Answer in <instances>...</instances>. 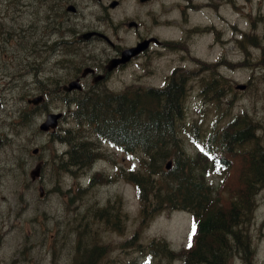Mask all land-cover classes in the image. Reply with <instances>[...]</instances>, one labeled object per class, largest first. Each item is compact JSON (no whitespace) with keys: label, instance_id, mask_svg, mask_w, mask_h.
Returning <instances> with one entry per match:
<instances>
[{"label":"rangeland","instance_id":"obj_1","mask_svg":"<svg viewBox=\"0 0 264 264\" xmlns=\"http://www.w3.org/2000/svg\"><path fill=\"white\" fill-rule=\"evenodd\" d=\"M68 1L76 4L81 13L80 16L72 18L69 22L70 26L87 27L93 22L94 25L106 29L109 35L117 34L113 37L115 44L124 46L131 43L132 32L126 28L115 30V26L104 17L106 14L100 9L97 0H0V23L4 25L6 31L21 33L20 24L27 25L31 20L28 14L30 16L35 14L33 21L41 31L44 29L42 15L47 11V6L57 3L60 9V6ZM120 2V8L109 12L113 23L125 15L138 17L143 27L146 26L152 34L172 40L180 37L183 26H188L180 22L179 13L174 9L177 0H152L143 4L138 0H120ZM239 3L240 7L236 14L233 13L234 10L230 11L225 7L219 8L217 13L221 17H227L230 22L237 20L238 26L245 30L246 34L241 39L242 46L239 44L241 48L239 49L234 41H229V47L215 43L212 52L205 51L204 45L207 41L211 44L212 40L203 39L197 48L198 60L212 62L220 58V62L209 70L203 66L197 70V66L190 59L186 60L189 70L197 71V75L210 71L211 82L217 80L219 88L222 89L217 105L216 103L207 106L193 105V101L184 104V112L189 121L196 120L193 123L197 126L199 135L211 129V121L223 108L224 76L234 77L241 82L249 78L253 80L252 87L244 100L247 106L254 95L264 101L262 20H259V24H252L238 15L249 10L252 11L253 16L258 13L264 15V0H239ZM19 9L26 11L21 18L18 17ZM212 13L213 11L207 9L199 10L190 14L189 20L194 23L202 21L207 16L218 18ZM167 21L170 24L169 29L163 26ZM213 23L215 27H219V30L222 28V31L226 27L225 24L218 25L219 22L216 20ZM31 32L32 27H29L21 37H7V41L4 40V50L0 52V96L3 102L0 110V132L11 134L0 151V160L6 161L0 163L2 172L0 173L5 179V182L0 184V264H74L79 244L87 248L93 244L101 245L106 254L99 264H143L144 261L153 264H185L182 250L187 241V231L191 226L190 215L172 208H164L162 205L153 206L150 201L147 202L145 206L147 210L144 213L136 185L125 177L124 170L120 171V167L125 169L131 167L129 170L146 172L141 163V153L134 151L130 155H125L104 148L99 152L100 159L94 162V170L88 168L68 170L62 166L61 159L57 156L61 155L62 158L61 153L66 149V145L57 141L55 134H43L37 130L36 122L40 120L44 107L38 108V112L32 116L26 127L18 124L4 128L1 126L4 120L7 122L13 118L18 108L25 107V99L33 97L37 90L30 81L32 74H28V69L17 64L20 58L15 52V49L22 46H34L37 38H31ZM228 34L229 39H232L229 31ZM98 44L101 48L104 47L103 44ZM174 51L165 48L161 54L154 52L149 69L141 63L123 74L119 73L109 86L118 88L124 84H117L119 81H127L134 76H137L136 81L140 83L160 85L162 77L168 73L174 62H179L181 52L177 49L176 52ZM81 52L84 53L80 55L87 53L93 56L99 54V49L87 47L86 51ZM77 54L73 55L74 60L79 57ZM73 61L70 62V67ZM180 63H185V60ZM148 70L150 71L147 72ZM51 107L64 109L67 115L56 133L70 128L73 122L66 107L62 104ZM199 108L203 109V116L195 111ZM217 125H220V121ZM73 127L82 129L77 125ZM188 127L189 125H186L185 129ZM181 138L185 152L193 154V141L187 131H183ZM93 145L95 144L91 140V146ZM34 148H39V153L32 154ZM37 161H43L44 166L41 185L43 194L46 192V198L43 201H38L40 200L38 192L34 184L30 183L29 177V172ZM5 165L10 167L9 171L6 170ZM92 175L96 179L95 186L78 191V179L87 180ZM43 209L49 210L52 215L48 222L37 213L40 223H37V226L28 224L33 210ZM104 209L110 214V222L109 219L105 220L107 213L102 215ZM15 212H20V216L15 218ZM13 222L16 226H20L18 223L21 222L22 228L19 231L22 234L17 233V236L24 240L21 246H12L5 240L4 233L9 231ZM156 240L164 241L171 250L178 251V256L166 258L157 250L148 249L146 245ZM26 243L28 246H24Z\"/></svg>","mask_w":264,"mask_h":264},{"label":"flooded vegetation","instance_id":"obj_2","mask_svg":"<svg viewBox=\"0 0 264 264\" xmlns=\"http://www.w3.org/2000/svg\"><path fill=\"white\" fill-rule=\"evenodd\" d=\"M97 1L100 4V9L106 14L104 17H107V20L115 26V30L120 31L126 28L132 32V41L129 45L115 44L112 40L117 34L109 35L106 29L94 25L93 22L87 27L84 25L70 26L69 22L72 18L81 14L78 6L70 3V1L62 4L60 9L57 3L47 6V11L42 15L44 29L41 31L38 25H35L33 15L30 24L25 26L20 24L19 30L21 33L32 27V35L37 38L34 46L27 45L23 46L24 49H15L18 58H20L17 64L32 72L30 81L37 89L36 95L47 97L52 105H76L93 94L99 95L105 92L116 94L129 87L161 92L165 90L168 83H174V85L181 86L182 89L195 90V94L187 97L193 103L212 102L213 83L211 82V72L205 71L197 75V71L189 70L186 60L190 59L197 66V70H200L202 66L207 68L206 64L198 62L197 57L198 44L203 39L212 40L211 44H208L207 41L204 45L205 51L212 52L215 43H221L229 47V41H234L239 49L241 48V39L246 34L245 30L238 26L237 20L230 22L227 17H221L217 13L219 8L225 7L230 11L234 10L233 13L236 14L237 9L240 7L239 0H177L174 9L179 13L180 22L186 23L188 26H183L180 37L174 41L173 45H169L172 42H168L170 40L160 35V37L154 36L146 26L143 27L138 17L125 15L118 19L116 23H113V18L110 17L109 12L120 8V0H115L117 5L113 8L109 5L112 0ZM71 6L74 9L68 10V7ZM56 9H59V11H56ZM204 9L213 11L212 15H216L218 18L207 16L200 22H190V14ZM246 13L238 15H241L245 20H249L252 24H259V20H262L264 31V15L258 13L252 16L251 12ZM19 15H21V12H19ZM249 16L254 17V21ZM97 20L100 19L97 18ZM214 20L219 22L218 25L225 24V29L222 31V28L219 30V27H215ZM73 22L76 21L73 20ZM129 23L133 26L129 27ZM163 26L165 29H169V21ZM228 31L232 34V39H229ZM6 32L4 25L0 23V52L4 50V35ZM86 32H98L107 37L94 35L86 41L82 39ZM151 36L158 38V42L151 41L144 52L131 58L127 63H119L114 68H109L110 61L118 58L124 48L134 47L140 41ZM98 43L103 44L104 47L101 48ZM87 47H97L99 54L93 56L87 53L80 55V53H84L81 51H86ZM172 47L181 52L179 53V62H174L168 73L162 77L160 85L153 86L140 83V81H136L137 76H134L127 81H119L117 84H124L118 88L109 86L113 78L117 77L119 73L123 74L126 70L138 67L141 63L149 69L154 52L161 54L165 48L168 50ZM76 54L79 57L74 60L73 55ZM183 59L185 63L181 64L180 61ZM71 61H73V65L70 67ZM201 62L218 64L220 58L217 61L202 60ZM225 78L227 81L223 86L224 111L220 129L216 130L214 128L208 132L209 142L211 143L208 147L210 149L209 163L211 165H221L226 174H232L235 186L226 193V201L229 203L227 208L223 210L219 218L210 222L207 240L204 241L209 255L207 254V259H203V261L206 264H264V174L261 172V168H264V101L254 95V98L248 102L249 106L244 103L245 96L252 87L253 80L251 78L245 82L238 81L234 77L225 76ZM72 80H77L81 85V89L64 91L65 86ZM185 85H188V87ZM240 86H244V88L240 89ZM177 94L181 95L180 93ZM258 94L261 96V92ZM185 95L183 98H185ZM0 105L1 108L3 106L1 96ZM58 109L63 113L60 121L66 119L67 115L64 109L49 108L46 113L59 111ZM66 109L68 110V107ZM10 126L11 122L7 124V127ZM68 130L69 128H66L63 131L67 132ZM215 131L218 134L217 138L213 137ZM53 133V131L49 132L50 135ZM9 136L11 134L0 132V151ZM69 141L70 138L67 137L66 149L62 152L66 159H68L71 149ZM108 144L109 142L106 140H100L98 146L102 147ZM5 162L4 159L0 160V163ZM35 164L40 166L41 170L44 169L43 161H37ZM76 164L78 165V163ZM5 168L7 171L10 170L9 166L5 165ZM1 173L0 184L5 182ZM33 182L35 189L39 185L42 186V176L36 178ZM40 201H43V199H40ZM231 202H235V204ZM230 206L231 208H229ZM39 212L46 222L51 218L49 211L46 209L33 210L29 222L35 226L40 223L37 215ZM19 216L20 212H15V218ZM18 224L20 226H16L13 222L12 227L9 229L14 231V235L10 238L12 246H20L22 243V240L16 236L17 233L22 234L19 231L22 228L21 222Z\"/></svg>","mask_w":264,"mask_h":264},{"label":"trees","instance_id":"obj_3","mask_svg":"<svg viewBox=\"0 0 264 264\" xmlns=\"http://www.w3.org/2000/svg\"><path fill=\"white\" fill-rule=\"evenodd\" d=\"M182 92L181 86L169 83L159 93L129 87L116 94H93L88 99L84 98L71 116L78 124L88 128V132L93 129L94 134L108 138L123 151L142 154L141 163L146 172L130 171L126 176L136 185L143 211L145 202L150 201L153 206L162 205L193 213L199 220L198 240L184 251L185 261L188 264H206L203 259H207L209 253L204 241L207 240L209 223L205 212L210 209V200L206 197V187L200 182L195 183L193 159L184 155L178 138L179 129H185L186 125H189L188 130H197L196 125L184 116ZM24 121L29 122L27 119ZM79 147L76 146V149ZM80 151L86 165L90 147L81 146ZM168 159L172 160V166L166 170L164 162ZM261 172L264 174L263 167ZM146 246L163 255H174L161 241H151ZM105 254L104 248L101 252L88 250L85 264L101 261Z\"/></svg>","mask_w":264,"mask_h":264},{"label":"water","instance_id":"obj_4","mask_svg":"<svg viewBox=\"0 0 264 264\" xmlns=\"http://www.w3.org/2000/svg\"><path fill=\"white\" fill-rule=\"evenodd\" d=\"M115 3H113L111 6H114ZM73 7H68V10H72ZM96 33H87L85 35H83V38L88 39L90 36L94 35ZM144 44H139L137 48H132V49H127L124 50L122 52V57L119 60H116V62H125L127 60H129V58L132 55H135L142 47ZM115 63H112L111 66H113ZM73 88H77L80 89L79 84L77 83V81H72L69 83V87L68 90H71ZM41 101V97H36L33 99H29L28 103H32V104H38ZM60 114H48L46 117V120L40 125V129L43 131H46L50 128H54L57 124V119L60 117ZM36 150H34L35 152ZM170 167V161L166 164V168ZM31 177L34 178L35 175L38 174V169H35L33 171H31Z\"/></svg>","mask_w":264,"mask_h":264},{"label":"snow or ice","instance_id":"obj_5","mask_svg":"<svg viewBox=\"0 0 264 264\" xmlns=\"http://www.w3.org/2000/svg\"><path fill=\"white\" fill-rule=\"evenodd\" d=\"M195 231H196V225H195V223H193V225H192V233H191V235H190V237H189V247H191L192 245H191V236L192 235H195Z\"/></svg>","mask_w":264,"mask_h":264},{"label":"bare ground","instance_id":"obj_6","mask_svg":"<svg viewBox=\"0 0 264 264\" xmlns=\"http://www.w3.org/2000/svg\"><path fill=\"white\" fill-rule=\"evenodd\" d=\"M176 96H177V95H176ZM178 98H179V97H178ZM180 98H181V97H180ZM138 99H139V98H138ZM139 100H140V99H139ZM148 101H149V100H148ZM126 103H127V102H126ZM146 106H147V105H146ZM131 108H132V107H131ZM152 114H153V113H152ZM155 115H156V114H155ZM154 119H155V118H154ZM232 209H233V208H232ZM230 219H231V218H230ZM218 255H219V254H218ZM218 255H217V256H218ZM224 257H225V256H224Z\"/></svg>","mask_w":264,"mask_h":264}]
</instances>
